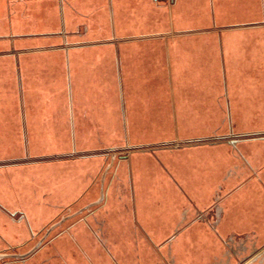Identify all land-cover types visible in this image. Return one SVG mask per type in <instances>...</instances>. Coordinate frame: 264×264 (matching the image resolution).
<instances>
[{"label": "crops", "instance_id": "obj_1", "mask_svg": "<svg viewBox=\"0 0 264 264\" xmlns=\"http://www.w3.org/2000/svg\"><path fill=\"white\" fill-rule=\"evenodd\" d=\"M19 2L25 0H7L9 27L32 26L27 15L14 9ZM137 2L135 16L146 13V29L152 26L150 15L162 7L169 10V28L177 32L121 37V49L126 51L116 56L118 103L105 98L112 85L103 73L92 75L89 63L74 67L72 49L66 52L69 66L65 70L52 67L47 74L36 59L46 54L53 60V53L27 52L24 47L11 54L17 67L10 62L4 70L7 81L0 85L4 89L7 85L8 92L17 90L20 99L0 100V108L8 109L0 118L4 128L0 129V251L22 246L33 233L60 218L61 211L92 185L89 156L51 158L59 147L55 150L46 140H64L67 135L58 128L60 120L55 131L52 126V132L48 131L47 125L53 123L32 107L53 108L58 103L27 100V91H67L77 111L85 103L90 107V99L95 98L90 81L98 75L102 76V98L96 100L99 109L101 104L109 107L103 112L114 114V123L129 113L132 121L147 125L152 140L156 138L154 125L171 124L174 138L185 143L134 151L129 165L119 163L117 181L107 187L109 211L102 215L106 222L100 238L92 242L94 230L88 228L57 231L54 240L27 264H222V239L230 234L252 233L264 244V0ZM252 8L257 12L252 13ZM208 26L209 32L193 31ZM13 36L22 39L26 34ZM1 73L0 69V77ZM16 108L19 115L12 112ZM161 130L164 134L169 128ZM77 133L72 131L73 141ZM20 139L27 153L40 160H11L12 155H21V148L3 143ZM170 139L164 135L159 141ZM143 157L148 164L140 163ZM76 179L82 180L77 187L73 186ZM220 187L231 194L223 201L224 214L216 232L196 217L199 211L212 208ZM9 264L25 263L14 260Z\"/></svg>", "mask_w": 264, "mask_h": 264}, {"label": "rangeland", "instance_id": "obj_2", "mask_svg": "<svg viewBox=\"0 0 264 264\" xmlns=\"http://www.w3.org/2000/svg\"><path fill=\"white\" fill-rule=\"evenodd\" d=\"M6 3L7 0H0V69L2 72L0 84H4V81L5 83L7 81V77L5 76L7 72L4 70L10 65V62H13V66L17 67L16 60H14L13 55H11L15 51H19L26 47L25 51L27 52L53 53V55H51L53 60H50L48 58L50 55L47 56L46 54L42 56L44 59H36L38 65L42 63L44 73L47 74L50 73L47 70L52 67H60L65 70L69 66L66 52L72 49L73 54H76L75 61L77 64L74 67L79 68L83 65L87 66L89 63L87 67H92V75L94 73H100L102 75L103 73L102 76L109 82L108 85H112V88H110L111 91L105 94V98L109 101L111 100L118 103V100H120V92L117 91V89L120 88V86L116 85L119 84L115 76V69L117 68L116 56L118 52L126 51L124 48L123 50L121 49V47H123V44L120 45L122 40L121 37L146 32L167 33L171 31V35L177 32L174 31L173 28H169L170 13L167 8L164 9L162 7L154 11L153 15H150V17H153L149 19L152 26L146 29V13L140 12L138 13L139 17L135 16L137 11L134 9L140 5L137 0H114V4L113 0H25V2L16 3L14 9L17 11L19 10V15L23 12V14L28 16L26 19L32 26L26 28L9 27V16L8 12L5 11ZM253 10L252 8V13L257 12ZM190 17L193 18L195 16L191 14ZM153 22L155 26H153ZM188 30L189 28L187 31ZM210 30V26L193 29V31L199 33H203L204 31L209 32ZM256 32L257 31L251 30V34L253 35H257ZM19 34H26V36L21 37L22 39L13 36ZM14 38L16 39L14 40ZM79 51H84L81 54L83 57H79ZM85 52L88 53L87 55L89 57L85 55ZM56 53H60V55ZM32 57L34 58L35 56L33 55ZM87 57L89 58L88 61L86 60ZM28 61L32 62V60L29 59ZM34 66L35 63L32 67L34 68ZM109 68H111V71H109ZM106 69L108 71H106ZM31 73V77H35V70L31 71ZM109 74H112L113 77ZM12 76L14 77L13 73ZM98 76H92V81H90L94 83L92 85L94 90L91 89V92H93L92 94L95 96V98L90 99V107L88 108V103H85L81 105L82 107L77 111L72 108L67 91H46L43 94L41 91H27V100H47L49 102L54 101L58 103L57 106L53 108L45 106L44 103V106L41 108L32 107L34 113L40 114L41 112L42 118L44 117L45 120L48 118L49 120L47 119V122L53 123L52 125H47L49 127L46 126L48 131L52 132V129L55 131V123L60 120L58 128L60 132L64 130L67 135V139L64 140L61 138L58 140H46L54 149L59 147L57 150L55 149L58 152L54 151V153L57 154L51 158L64 159L85 154L87 157L89 156L88 158L92 159V161L89 160L90 163L87 164L91 169L92 179H90L92 180V185L85 189L84 193L78 198V201L70 205L69 209L65 207L61 211L59 215L60 218L54 219L45 227L50 226L57 220H62L63 217H67L69 214L75 213L74 216L66 218L59 224L54 229L52 235L57 234V231L60 232L66 229L88 228L94 230V235H91L92 242L100 238L98 233L102 231V226H104L103 223L106 222V220L102 219V215L104 212L108 214L107 212L109 211V206H106L108 197L107 187L112 181H117H115V176L119 163L129 162L133 152L138 149L153 151L152 148L155 147H163L169 144L178 146L185 143L179 138H174L173 125L171 124L154 125V137H156H153L154 141L150 139L151 134H147V125L141 122L135 123L132 121V116L129 115V113L126 114L127 117H124L123 121L114 123L113 118H115V115L110 113L109 110L108 113L103 112L105 107L109 109L107 105L104 106L101 104L103 108L99 109L97 100L102 98V76ZM15 78L16 77L11 79L14 83ZM83 88L85 91L84 96L87 97L88 92L85 89L87 87L83 86ZM7 90V85H5V89L0 85L1 101H18L20 99L17 90H14V88H12L10 92ZM116 93L118 97H113ZM47 101L45 103L48 105L49 102ZM5 110L7 111L8 109L0 108V118L2 117L1 112L6 113ZM18 110L19 108H16L12 112L17 113ZM51 114H54L55 117L50 116ZM162 127H167L169 130H165L163 134L161 130ZM0 129L4 130L1 125ZM16 130L22 134V127L19 124H16ZM73 130L78 132V135H75L74 141L72 138ZM164 135L172 139L169 141L162 140L164 142L159 141ZM139 140L148 141V143H138L140 142ZM8 141L9 140H6L5 143H3L5 144L4 147L8 145L10 148H21V155H12L11 160H16L17 162L40 160L37 156H31L27 153L28 149L27 151L25 150V142L22 139L17 141L11 140V143ZM1 142L4 141L2 140ZM8 143H10V145ZM140 163L146 165L149 161L143 157ZM81 181L82 180L76 179L74 181L75 185L73 186H79ZM102 187L105 198L103 201H100ZM97 201H99L97 204H92ZM89 204L91 205L82 211V208ZM88 229L87 231H89ZM89 232L92 233V231ZM9 259L12 258H2L0 264H3ZM15 259L19 260V258Z\"/></svg>", "mask_w": 264, "mask_h": 264}, {"label": "flooded vegetation", "instance_id": "obj_3", "mask_svg": "<svg viewBox=\"0 0 264 264\" xmlns=\"http://www.w3.org/2000/svg\"><path fill=\"white\" fill-rule=\"evenodd\" d=\"M234 141V140H233ZM231 143L235 146L236 143ZM124 157V156H123ZM230 190L225 191L223 187H220L215 195V201L209 210L199 211L196 219L199 221H206L211 229L218 232V225L221 221V218L224 214L223 201L227 196H230ZM14 216H17V213H14ZM23 216H19L17 219L22 221ZM47 227H43L39 232L33 233L30 239L22 242L26 244L25 246H15L10 248L11 251L6 252H23L21 249L27 248L26 251L30 250L34 245H36L45 235ZM54 229L48 234V236L42 241L41 245L29 256L19 260L12 258L8 261H5L3 264H9L11 261H23L27 264V260L41 250L45 245L51 243L53 239ZM55 235V234H54ZM225 251L224 258L225 262L222 264H262L264 262V244L259 241V237L254 234H242V233H233L223 239ZM25 251V252H26Z\"/></svg>", "mask_w": 264, "mask_h": 264}, {"label": "water", "instance_id": "obj_4", "mask_svg": "<svg viewBox=\"0 0 264 264\" xmlns=\"http://www.w3.org/2000/svg\"><path fill=\"white\" fill-rule=\"evenodd\" d=\"M233 143H236V140H234L233 141ZM101 199H100V201L102 200H104V198H105V193H104V191H103V187H102V194H101V197H100ZM99 201H97V202H95V203H92V204H97ZM91 204H89V205H87V206H85V207H83L82 208V211L85 209V208H87V207H89ZM75 215V213H73V214H69L67 217H63V219L62 220H60V221H55V222H53L50 226H48L47 227V231H46V233H45V235L43 236V238L36 244V245H34L30 250H28V251H26V252H1L0 251V260L2 259V258H21V259H23V258H25V257H27V256H29L30 254H32L40 245H41V243H42V241L48 236V234L53 230V229H55L59 224H61L66 218H68V217H71V216H74Z\"/></svg>", "mask_w": 264, "mask_h": 264}]
</instances>
